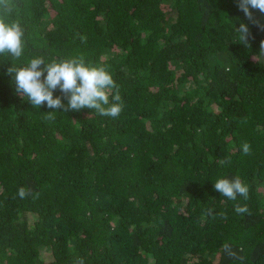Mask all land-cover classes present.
<instances>
[{
	"label": "trees",
	"instance_id": "obj_1",
	"mask_svg": "<svg viewBox=\"0 0 264 264\" xmlns=\"http://www.w3.org/2000/svg\"><path fill=\"white\" fill-rule=\"evenodd\" d=\"M237 2L14 0L0 13L24 33L19 59L0 54V264H264V14ZM37 56L105 67L119 116L33 108L6 70ZM237 176L247 200L215 190Z\"/></svg>",
	"mask_w": 264,
	"mask_h": 264
},
{
	"label": "clouds",
	"instance_id": "obj_2",
	"mask_svg": "<svg viewBox=\"0 0 264 264\" xmlns=\"http://www.w3.org/2000/svg\"><path fill=\"white\" fill-rule=\"evenodd\" d=\"M13 4L14 0H0V13L11 15ZM237 7L250 21L253 19L250 9L259 10L264 14V0H238ZM258 26L264 30V26ZM235 29L238 33L237 42L248 46L251 37L248 26L240 23L239 27ZM23 36V29L18 20L6 22L5 19L0 18V54H8L19 59L24 51ZM81 40L84 42L86 38L81 37ZM260 48L264 50V41H261ZM6 71L15 82V92L21 97H27L33 108L39 109L42 105H46L49 109L65 112H75L87 108L95 110L101 116L113 118L118 117L122 111L119 86L115 84L112 75L105 67L86 65L83 56L54 59L48 63L43 57L37 56L23 67L11 65ZM57 89L62 95L54 98L53 93ZM113 89H115L114 93H112ZM62 98L67 101L66 104L62 102ZM46 113V120L55 119L54 111ZM242 153L244 155L251 153L249 143L245 142L242 145ZM224 162L222 161V163ZM214 188L229 200H236L238 195L245 200L248 199L249 188L238 176L232 179H218L214 183ZM17 194L23 199L29 195V192L21 187ZM234 211L237 214H244L249 209L246 204H237ZM220 215L222 218H226L223 213ZM224 249L229 255H233L227 244L224 245ZM76 264H84V260L79 258Z\"/></svg>",
	"mask_w": 264,
	"mask_h": 264
}]
</instances>
